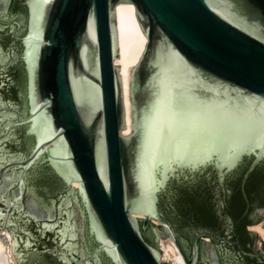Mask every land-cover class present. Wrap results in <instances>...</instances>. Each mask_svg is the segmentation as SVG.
I'll use <instances>...</instances> for the list:
<instances>
[{
    "label": "water",
    "instance_id": "water-1",
    "mask_svg": "<svg viewBox=\"0 0 264 264\" xmlns=\"http://www.w3.org/2000/svg\"><path fill=\"white\" fill-rule=\"evenodd\" d=\"M118 2L147 37L129 67V135ZM162 78L212 115L211 155L182 166L150 149ZM3 199L18 264H172L150 218L184 264H264L245 229L264 228V0H0Z\"/></svg>",
    "mask_w": 264,
    "mask_h": 264
},
{
    "label": "snow or ice",
    "instance_id": "snow-or-ice-1",
    "mask_svg": "<svg viewBox=\"0 0 264 264\" xmlns=\"http://www.w3.org/2000/svg\"><path fill=\"white\" fill-rule=\"evenodd\" d=\"M152 109L153 136L150 149L164 147L166 156L177 160L182 166L191 161L193 155L207 150L211 155L217 150L223 136L217 129L212 115L204 109L187 102L174 82L162 78ZM167 124V142L163 145L164 122ZM228 150L237 148L228 144ZM238 150L233 156H238Z\"/></svg>",
    "mask_w": 264,
    "mask_h": 264
},
{
    "label": "bare ground",
    "instance_id": "bare-ground-1",
    "mask_svg": "<svg viewBox=\"0 0 264 264\" xmlns=\"http://www.w3.org/2000/svg\"><path fill=\"white\" fill-rule=\"evenodd\" d=\"M115 25L117 36L118 57L113 59L114 66H119V74L121 76V90L124 105L125 128L121 130L123 135H129L132 131V114L130 99V83H129V67L136 65L147 41L146 35L143 33L139 21L135 13V5L132 3L118 2L114 8ZM73 187H78L77 181H72ZM7 216V211L4 214ZM137 218H144L143 214H134ZM151 222L156 219L150 218ZM154 222V223H156ZM6 230V229H4ZM253 230L258 233L260 239L264 241V228L255 226ZM8 231V230H7ZM171 238L174 237L169 233ZM5 240H0V264H17L13 253L11 252V236L5 232ZM168 236H166L167 238ZM3 238L0 236V239ZM164 238V240L166 239ZM163 239V238H161ZM169 238L170 244L162 240L160 246V261L172 264H184V259L180 254L174 241ZM159 249V244H158ZM88 264V260L85 261Z\"/></svg>",
    "mask_w": 264,
    "mask_h": 264
},
{
    "label": "rangeland",
    "instance_id": "rangeland-1",
    "mask_svg": "<svg viewBox=\"0 0 264 264\" xmlns=\"http://www.w3.org/2000/svg\"><path fill=\"white\" fill-rule=\"evenodd\" d=\"M0 203H3V204H5L6 205V210H8V203L6 202V200H4L3 199V201H0ZM5 219H6V216H5ZM5 219L3 218V222H2V225L0 226V233H1V231H3V234L5 233V232H7V233H9V231H7V230H4L3 229V226H4V223H5ZM150 222H151V220H150ZM154 222H156V221H153V222H151V223H153L154 224V226H155V230H156V233H157V239H158V244H159V249H160V246H161V241L163 240L165 243H166V245H169L170 244V240H169V237H165L166 239L164 240V239H161L160 237H159V233H158V230H157V224H161L160 222H156V223H154ZM256 232V231H255ZM10 234V233H9ZM258 234V233H257ZM0 236H1V234H0ZM5 236V235H4ZM260 237V236H259ZM5 238H6V236H5ZM3 238H1L0 240H2ZM262 240V239H261ZM15 258V257H14ZM15 262H16V260H15ZM17 263V262H16ZM18 264V263H17Z\"/></svg>",
    "mask_w": 264,
    "mask_h": 264
},
{
    "label": "flooded vegetation",
    "instance_id": "flooded-vegetation-1",
    "mask_svg": "<svg viewBox=\"0 0 264 264\" xmlns=\"http://www.w3.org/2000/svg\"><path fill=\"white\" fill-rule=\"evenodd\" d=\"M256 225L255 224H252V225H249V226H245V229L247 232H254L256 233L254 230H253V227H255ZM257 234V233H256ZM200 239H203L205 241H209V237H202V236H199ZM263 241V240H262ZM264 242V241H263Z\"/></svg>",
    "mask_w": 264,
    "mask_h": 264
},
{
    "label": "built area",
    "instance_id": "built-area-1",
    "mask_svg": "<svg viewBox=\"0 0 264 264\" xmlns=\"http://www.w3.org/2000/svg\"><path fill=\"white\" fill-rule=\"evenodd\" d=\"M1 236L3 237V239L5 240V236H4V234H3V231H1ZM6 241V240H5Z\"/></svg>",
    "mask_w": 264,
    "mask_h": 264
}]
</instances>
